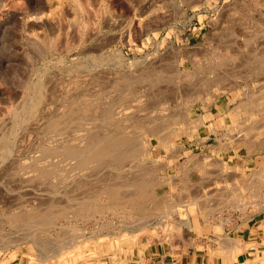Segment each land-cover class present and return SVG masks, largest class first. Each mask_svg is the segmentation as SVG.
Listing matches in <instances>:
<instances>
[{"label": "rangeland", "instance_id": "1", "mask_svg": "<svg viewBox=\"0 0 264 264\" xmlns=\"http://www.w3.org/2000/svg\"><path fill=\"white\" fill-rule=\"evenodd\" d=\"M261 207L264 0H0V264Z\"/></svg>", "mask_w": 264, "mask_h": 264}, {"label": "crops", "instance_id": "2", "mask_svg": "<svg viewBox=\"0 0 264 264\" xmlns=\"http://www.w3.org/2000/svg\"><path fill=\"white\" fill-rule=\"evenodd\" d=\"M185 219L181 234H142L122 264H264V207L217 221L206 213Z\"/></svg>", "mask_w": 264, "mask_h": 264}, {"label": "bare ground", "instance_id": "3", "mask_svg": "<svg viewBox=\"0 0 264 264\" xmlns=\"http://www.w3.org/2000/svg\"><path fill=\"white\" fill-rule=\"evenodd\" d=\"M53 1V0H52ZM52 3V2H51ZM45 4H47V3H45ZM49 4V3H48ZM61 4V3H60ZM55 5V4H54ZM54 5H53V7H54ZM58 5V4H57ZM50 8H51V6H50ZM59 12V11H58ZM56 13V12H55ZM51 14H53V13H51ZM50 14V15H51ZM56 16V15H55ZM50 17V16H49ZM56 17H54L53 19H55ZM52 19V20H53ZM55 23V22H54ZM58 23V22H57ZM56 23V24H57ZM251 93V92H250ZM40 97V96H39ZM247 97H249V96H247ZM239 138V137H238ZM248 140V139H247ZM252 144V143H251ZM258 146V145H257ZM95 147V146H94ZM128 150V149H127ZM82 152V151H81ZM80 152V153H81ZM85 155V154H84ZM99 159V158H98ZM97 160V159H96ZM95 162V161H94ZM89 163V162H88ZM228 179V178H227ZM257 188V187H256ZM259 190V189H258ZM133 192V191H132ZM135 192V191H134ZM120 194V193H119ZM222 195V194H221ZM224 195H225V193H224ZM187 196V195H186ZM223 196V195H222ZM147 199V198H146ZM197 200H198V198H196ZM112 201V200H111ZM263 201V200H262ZM136 203V202H135ZM187 203V202H186ZM233 203H235V202H233ZM132 205V204H131ZM201 205V204H200ZM235 205V204H234ZM238 206V205H237ZM245 207V206H244ZM186 209V208H185ZM169 210V209H168ZM207 210H209V209H207ZM163 213V212H162ZM174 214V213H173ZM177 214V213H176ZM181 214V213H180ZM207 214V213H206ZM181 215H183V213L181 214ZM180 215V216H181ZM186 215H188V213L186 214ZM178 217V216H177ZM247 217V216H246ZM165 218V217H164ZM176 218V217H175ZM142 219V218H141ZM42 220V219H41ZM140 220V219H139ZM181 220V219H180ZM47 221V220H46ZM138 221V220H137ZM182 221V220H181ZM42 223V222H41ZM40 223V224H41ZM122 223V222H121ZM161 223V222H160ZM183 223H187L188 225H189V221H187V220H185L184 222L182 221V224ZM143 224V223H142ZM145 224V223H144ZM143 224V225H144ZM174 224V223H173ZM161 225H163V224H161ZM176 226H177V224H175ZM180 225V224H179ZM138 226V225H137ZM165 226V228L168 226H166V225H164ZM190 226V225H189ZM178 227V226H177ZM74 238V237H73ZM231 239V238H230ZM16 240V239H15ZM63 240V239H62ZM75 240H77V239H75ZM33 241V240H32ZM70 241H71V239H70ZM231 241V240H230ZM17 242V241H16ZM72 242V241H71ZM228 242V241H227ZM36 243V242H35ZM62 243V242H61ZM66 243V242H65ZM70 243V242H69ZM75 243V242H74ZM41 244V243H40ZM66 245V244H65ZM71 245V244H70ZM2 246V245H1ZM44 246V245H43ZM46 246H48V245H46ZM69 245H67V247H68ZM42 247H40V249H41ZM60 248V247H59ZM59 248H58V250H59ZM62 248V247H61ZM55 249V248H54ZM62 251H64L63 249H61ZM42 251V250H41ZM51 253H53V252H51ZM49 255V254H48ZM57 255V254H56ZM230 255V254H229ZM58 256V255H57ZM32 257V256H31ZM45 260V259H44ZM63 263V255H60L59 257H58V259H57V263L56 264H62Z\"/></svg>", "mask_w": 264, "mask_h": 264}]
</instances>
